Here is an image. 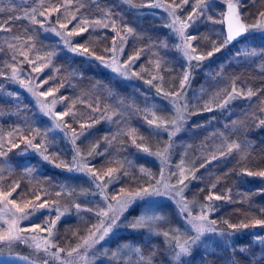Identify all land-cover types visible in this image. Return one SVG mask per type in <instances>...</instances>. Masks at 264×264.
Instances as JSON below:
<instances>
[{"label":"trees","instance_id":"trees-1","mask_svg":"<svg viewBox=\"0 0 264 264\" xmlns=\"http://www.w3.org/2000/svg\"><path fill=\"white\" fill-rule=\"evenodd\" d=\"M138 1L141 0H134L135 3H138ZM9 2V6L5 7L8 11L0 12V23L7 21L10 15L22 16V11L27 10L26 8L32 5L38 7V10H42V0H25L23 2L9 0ZM65 2L66 0H43V7H55ZM192 3L188 5L189 9L192 8ZM244 5L243 12L246 21H249V19L254 20L261 11H264V0H244ZM109 9L112 10L113 19L117 20V31L123 32L121 21L117 17L118 13L123 14V20L135 29L136 34L127 37L128 39L121 56L123 61L137 47L144 46L150 39H154V43L158 45L165 36V29L160 24L162 20L159 17L140 16L126 8L119 0H72V3L68 7L69 12L73 11L79 17H87L90 22ZM58 15L55 13L54 19L56 22ZM135 20L136 23H133ZM59 22L67 23L64 15H60ZM75 24L76 21L69 24V30ZM5 26L11 30L3 31L4 34L11 35L13 39L15 37L22 38L21 40L14 39L16 44L22 42V40L27 41L29 36L33 37L28 43L34 45L32 50L43 57L45 59L44 61L48 60V53H55L51 57V62L42 73L40 80H47V83L42 86L43 90L44 88L46 90L57 88V94L62 96L64 106L71 108L74 115L66 117V120L69 121L72 128L78 130L80 129L81 123L85 125L93 123V118H96L95 115H97L98 110H101V115H108L107 109H109V106L112 107L111 111H113V116L110 123L108 119L98 120V122L94 123L95 127L93 131L86 132L78 140L83 155L87 156L88 151L96 146V142H98L96 151L104 153V155H93L89 157L88 161L90 165L98 172H101L99 170H103L104 168H115L119 165L115 157L121 153H127L129 161L134 162L132 165H127L126 167L129 176H124L123 173L119 174L120 179L112 183V186L125 184L126 186L134 185L135 187H139L147 184L146 182L149 181L148 177L141 174L134 164L142 163L144 166H150L154 170L157 166L153 161L157 157L138 150L136 146L130 143L131 137L128 134L129 129L126 126L136 130L135 136L137 137V143L148 147L151 152L162 149L168 141V136L165 132H160L159 135H156L153 129H150L147 124L142 123V117L140 116L141 108L138 105L142 101L140 94L138 95V88L135 85L137 82L130 80V78H117L109 69L100 65L99 61L87 60L81 56L63 51L58 52V46L55 40L43 35L40 27L38 25H32L27 19H15ZM203 32V27H200L193 34L198 35ZM115 33L116 31H113L111 27L90 28L88 32L81 36L74 37V42L85 44L90 51H95L97 55H105L107 59L109 56L105 54L104 50L111 48ZM215 37L217 36L211 35L210 39L204 42L199 50L206 53L211 48L210 40ZM236 44L230 45L228 49ZM18 53V50L12 49L11 51L7 45H1L0 69L6 72L11 68V65L17 64L16 60L18 58L14 61L12 54L16 58L19 56ZM216 58L212 59L210 64ZM261 60L263 62H261L260 67L256 62L253 64L247 62L233 63L230 61L232 64L229 62L223 64L224 75L228 81L234 80L238 84L246 85L253 91L260 90L257 94L259 99L254 101L255 107L250 106V102L235 105L236 108L244 106L245 115H227L224 116L222 121L219 120V117L214 121L209 120V113H202V109L197 113L192 110V107L189 108V113L182 124V130L173 138V140H181L183 146L188 145V148L183 149V146H180L178 149L171 147L170 150V157L173 154L172 159L175 155L176 159L184 155L188 159L190 158L192 166L198 169V171H195V179L189 180L191 185L189 190L186 191L187 193L191 194L190 191L192 190L191 192H196V196L202 194L201 197L204 198L206 193L209 192L207 180L213 176L217 179L216 188L212 189L213 192L222 194V190L220 189H231L229 195L231 196L232 202H228L227 200L223 201L219 210L215 211L212 215V218L223 226V228L227 227L223 223L224 220H228L231 223H238L241 220L251 219L252 217L264 219V214L261 212L264 209V191H262L264 190V180L262 178L248 177L240 174L241 169L245 167L251 171L264 170V128L258 127L250 130V127L255 125L254 123L259 120L262 112L260 104L263 103L261 96L264 95L263 57H261ZM140 61H143V59H140ZM176 70L172 68L169 72H166L168 80L177 81L179 74L175 72ZM192 75L193 79L191 80L190 87L186 89L187 99L199 87L203 80L200 69L195 70ZM133 91L135 95H133ZM152 92L154 96H151V98L154 100V107L157 112L162 113V116L166 118H172L174 115L172 106L163 100L161 96H158L156 90L152 89ZM105 106L107 107V109L105 108L106 112L102 109ZM12 107L13 101L0 97V110H2V113H6ZM93 109H96V111H93ZM254 110L257 115H249ZM89 112H91L92 116H85L90 115ZM121 121L126 122L123 129L118 128ZM199 122L203 123L200 124ZM206 123L208 124L206 125ZM42 127V125H36L32 128H39L41 132H44ZM22 128L24 132L17 134L14 138L17 143L20 140V135H27L29 138L35 135V132L28 131L29 127ZM2 130V132L0 130V136L3 137L4 146L11 147L7 143L9 139H12L8 136L9 131ZM7 136L8 138H6ZM113 136H115V139H113ZM105 137L108 139L106 140ZM109 141L111 142L109 143ZM233 141L240 145L239 150L233 149L232 153L226 158L210 162L204 168L199 167L204 158L208 157L210 151L214 150L215 145L220 144V149H225V145ZM35 142L41 143V138L38 136ZM47 143L49 144V154L52 152L59 153V149L60 151L65 150L64 152L66 153L69 152L68 149L70 148L68 143L64 140L62 143L61 140L59 141L50 133L48 134ZM104 143L108 144V148L102 151L101 147ZM121 148H124V150ZM8 155L12 161V166L0 172V177L3 178L0 183L3 184L4 191H9L10 185L13 182H19L20 187L17 189L19 195L13 193L12 198L16 199L17 203L21 206L29 201L34 203L36 200L33 193L39 195V191L42 188L49 187L54 182L58 186L56 187L57 189L61 187V184L65 188L72 189L70 193L61 192V195L57 197V199L70 205L71 208L75 202H85L87 199L84 198L89 196V194L85 193H91L93 190L91 182L87 177L77 172H68L64 168L54 169L43 167V169L38 170V172L35 171L32 175H26L25 167L27 166L24 160L27 156L16 155L14 149L9 151ZM112 155H114L113 158ZM193 155L194 157H192ZM31 156L28 155L27 158L33 160ZM241 157L246 158L242 159ZM123 160L128 161V158H124ZM207 173L210 174L205 176ZM43 200H47L46 196H41V201L37 202H42ZM80 213L78 214L75 209H70L69 213L57 224L56 237L60 242L62 240L65 244L71 241L76 242L78 240V232L81 230L85 231L84 228L88 224L89 217L87 214V216H82ZM175 213L176 209L172 201L166 197H156L145 202L144 200L136 201L130 207L129 211L124 214L125 221L123 226H121L122 230L115 232V235L110 236L106 241L96 246L98 252L94 257V264H105L104 256L101 255L103 252H100L101 246L109 251L106 257L113 264H138L139 255L132 251L136 247L141 249L144 256H149L155 251L156 254L153 258L154 264H170L174 251V242L172 247H169L165 243L162 235H155L152 230H150L151 232L145 229L132 230L127 225L130 221L141 215H159L165 217L167 224L162 220L159 225L156 224L157 226L154 231L162 233L169 229H177V225L174 222L176 218ZM32 222L41 223L39 220ZM74 232L77 235L74 236ZM256 234H259V236L264 234V228L258 227L255 232L247 231L243 234L235 235L231 241L232 246L230 250H227V248L220 250L219 248L213 247L204 253L194 251L191 256L182 257V261H191V264H231L233 260H236L238 264H250V262L251 264H264V258H261L264 256V248L259 246L254 247L252 243L253 239L251 236H256ZM128 245L131 246L130 251L127 254H123L124 248L126 249ZM240 245L247 246L250 252L247 255H242L238 251L233 254L232 249ZM0 247H3V252L0 254L18 253L31 256L37 260H41L42 258L39 255H34V252H29L30 250L24 244H14L11 250L6 246ZM114 251H119V256L123 254L121 255L122 258L119 256L116 259H112L111 256L109 257Z\"/></svg>","mask_w":264,"mask_h":264},{"label":"snow or ice","instance_id":"snow-or-ice-1","mask_svg":"<svg viewBox=\"0 0 264 264\" xmlns=\"http://www.w3.org/2000/svg\"><path fill=\"white\" fill-rule=\"evenodd\" d=\"M122 2L129 6L130 9H159L164 8L167 11L169 17L171 18L169 23L163 25L168 28L175 37L178 38L179 43L174 45V47L182 54L184 59L183 73L181 74V79L179 82V87L176 91H164L161 87H157L153 81L157 79H162L158 77H153L150 80L145 81L147 84L156 87V92L158 96H161L163 100L167 101L168 104L172 106V111L174 115L172 118H166L164 116L157 115V110L153 106L152 108H146L144 110L145 123L150 129H153L156 135L160 132L167 133L168 141L162 149H158L155 152L149 151V148L137 143V137L135 136V129H130L128 134L131 137V142L138 150L155 156L159 159L161 163L160 179H157L155 183H151V180L147 181V186H140L138 189H129L121 187L119 192L109 196L107 191L108 186L115 181L120 179L119 173L122 171L124 176H129L126 169H123L121 165L120 169L109 168L107 172L103 175L98 174V171L94 169L88 158L93 155H104L96 151L95 146L90 149L87 156L81 153L80 147L77 141L81 136L85 134L88 128L92 127V124L85 126L84 123L80 124V131L77 133L76 129L71 127V124L65 117L74 115L71 108L62 111H56V105L63 102V98L57 99L53 97L51 100L48 99L52 96V89L41 90L42 85L47 83V80H43L42 83H38L39 76L29 75L27 79L21 78L22 69L11 65V73L6 78L13 83H18L19 86L30 93L31 97L34 98L35 106L38 112L42 114V118H47L51 122V126L47 128L44 132H41L39 128H32L29 126L28 131L35 132V135L29 136L20 135L19 143L15 141V136L24 132L23 128L17 127L13 131L9 132V139L7 143L11 145L7 151H4L3 137L0 136V157H5L8 151L12 148H20L21 144L24 145L23 153L27 154L28 150H32L33 153L37 154L43 161L52 163L55 159L54 154H49V144L47 143L48 134L50 132H59L63 134V137L68 140L72 145L73 157L71 163H65L61 161L55 164L57 168H64L68 172H77L87 175L95 186L96 191L93 193H85L91 195H99L103 202L104 207L97 208H82L81 204L74 203V208L79 214L80 212L93 213L97 219V223L91 225L88 228V234L81 238L82 242L76 244L71 249L59 247V243L56 240V226L61 221L63 217L68 213V208L61 209L56 206L55 203L49 204L47 200H43L38 204H33L32 202H26L23 206L17 203L16 199H13V193H17V189L20 187L19 182H13L10 185L9 191L3 190V184L0 183V224L4 225L0 227V246H6L11 250L14 244H24L28 247L34 249V252H43L45 259H43L42 264H50V261L58 262V264H94V258L88 255L89 250L94 249L96 245L101 244V242L106 241L110 236L115 235L117 229L122 225L121 218L124 214L129 211L130 207L137 201L142 200L145 197H169L175 200L178 212L181 216L186 214V225L190 226L191 231L194 235H188L187 232L180 233L179 229L173 228L167 231L155 232V225L165 217L159 215L145 216L141 215L134 220L130 221L127 225L132 230H139L144 228H149L153 231L155 235H162L164 237L165 243L172 247L174 242V251L171 256L170 264H191V261H182V257H189L193 253V247L201 240V238L206 233H219L221 236L234 237L241 230H246L248 228H264V219L252 217L251 219L241 220L238 223H231L228 220H224L223 223L227 225L230 231H224L223 229L218 230L215 225L217 223L214 219H209V212L217 210V205L214 201L227 200L232 202L230 195H218L212 191L216 188V183L210 186L209 194L205 197L206 203L200 205V212L198 215L193 216L190 208V203L185 199L184 192L188 188L186 181L189 177L195 179V171L198 169H192L186 167L183 158L179 165H177V172L170 173L171 176L177 177V183L171 184L168 179H165L164 166L168 164L170 159V150L173 144V137L177 135L182 130V124L189 113V103L187 99V87H190L191 80L193 79L192 73L202 66V62L211 58L215 53L221 52L223 49L228 48L234 43H240L242 40L246 39L253 31H259L264 33V11H261L254 23H245L244 17V0H197L195 4L192 5V11L187 15L185 19H181L178 12H183L185 6L190 4V0H181L180 3H176V0H172L170 4H163L161 0H141L139 3H135L134 0H122ZM218 2H222L226 5V11L219 13V19L214 18V14H210L212 9L216 6ZM72 3V0H66L62 5H57L55 7H43V0L41 4L42 10L36 8L31 9V11H26L22 16H9L7 21L0 23V31H10L9 27L5 25L9 24L15 19H27L32 25H39L44 28L45 22L52 16L53 13L59 14L57 16V23L59 27L45 28V31H50L59 37L63 45L67 50L75 55L81 56L87 60L99 61L100 65L110 69L112 73L120 77L130 78L136 75L133 70V65L137 59H139L141 51L138 50L136 55L130 56L127 61H121L117 53L123 54L125 37L120 36V32L117 31V20L112 17V10L106 11L101 18L92 20L91 22L87 17H79L76 14H67L68 7ZM82 6V5H81ZM61 8L64 12H61ZM8 11V9L0 7V12ZM14 11V9H13ZM79 11V9H77ZM64 15L67 23H60L59 17ZM38 17H44V20L38 19ZM118 19L121 21V28L125 35H133L135 29L130 27L126 21L123 20V14H117ZM203 18L204 21L212 24L224 25V30L215 33L218 40L211 41V51L198 52V45H194V41H197L198 36L188 32L198 20ZM76 21V24L69 30L68 25ZM96 27L109 28L117 32V36H120V46L117 47L116 40H113L111 48L105 49V54L109 56L106 59L105 55H97L95 51H90L85 44H80L79 42H74L73 37L81 36L82 34L89 31V29H95ZM14 39L21 40V37H15ZM33 37L29 36L27 41H23L24 47L31 50L34 45H30L28 42L31 41ZM207 39V37H205ZM10 48L16 50V45H9ZM162 47L167 48V43L164 42ZM264 51V50H262ZM20 54L24 56V60L29 64L33 65L31 71L34 73H41L44 70V66L51 62V57L55 53H48V60L42 66H34L40 57H36L35 60L30 59L26 52L20 51ZM258 53L255 49L241 51L237 49L236 56H256ZM15 61V56L12 57ZM22 63V62H21ZM159 62H157L156 67L159 68ZM4 75L0 72V76ZM3 86L0 85V88ZM249 89L246 93L243 91H238L235 81H233V86L231 92H228L225 99L220 102L217 107L225 108L232 100L238 99L241 96H245L247 99H251L258 92ZM8 96H14L16 100H19V96L14 93H8ZM204 110L211 112L213 107L210 102L205 103ZM96 111V109H93ZM106 111V110H105ZM2 114V110H0ZM107 119L111 120L112 117L108 116ZM98 122L96 118H93V123ZM264 126V119L259 120L257 127ZM41 138V143H36L37 137ZM107 140L108 138L105 137ZM115 139V136H113ZM143 139V138H140ZM111 141H109L110 143ZM226 152L220 151V155H212L211 160H217L226 155H230L233 149L239 150L240 145L235 141L225 145ZM245 159L246 157H241ZM211 160L205 161L200 167L204 168ZM3 169L0 168V172ZM34 169L30 166L25 167V174L32 175ZM140 172L146 176L152 177V173L147 169L141 167ZM241 175H246L248 177H259L264 179V170L251 171L247 167L241 169ZM227 175V173H225ZM107 177V179H105ZM0 177V181H2ZM65 186L61 185V192H64ZM203 191V189H201ZM231 189L228 190L230 193ZM264 191V190H262ZM61 192H57L56 196L59 197ZM19 195V193H17ZM35 195L36 201H41V196L33 193ZM44 209L46 211L55 210V218H49L43 220L42 223L31 222V218L36 212ZM264 214V209L261 210ZM21 221H30L27 226H21ZM41 233H46V236H42ZM177 233H179L177 235ZM77 235V233H73ZM253 246H259L264 248V238L256 234L253 240ZM55 249V251H53ZM178 249V250H175ZM135 253L139 255L138 264H154L153 258L155 256V251L149 256H144L139 247L132 249ZM233 254L237 251L242 255H247L250 249L247 246L240 245L232 249ZM3 252V247H0V253ZM64 254V255H62ZM107 255V250L103 253ZM119 256V251H114L111 253V258L116 259ZM261 258H264L262 256ZM18 259L29 261L30 264H37V261L30 260V257L18 256ZM231 264H238L236 260H233ZM251 264V262H250Z\"/></svg>","mask_w":264,"mask_h":264},{"label":"rangeland","instance_id":"rangeland-1","mask_svg":"<svg viewBox=\"0 0 264 264\" xmlns=\"http://www.w3.org/2000/svg\"><path fill=\"white\" fill-rule=\"evenodd\" d=\"M19 2H23L25 0H17ZM121 3L122 0H119ZM141 1H138V3ZM161 2L165 5L172 3V0H161ZM181 0H176V3H180ZM193 2L192 4H195L197 2V0H190V3ZM10 2L9 0H0V7H7L9 6ZM124 4V3H123ZM126 8L130 9L128 5L124 4ZM31 6V5H30ZM225 7V4H223L222 2H218L216 4V6L212 9V12L210 14H214V18L219 19V13L223 12ZM36 8L38 9V7H36L35 5H32L31 7L26 8L27 10H23L22 11V15L24 14V12L26 11H31V9ZM131 11H133V13H137L140 16L142 15H147L153 18H157L159 17L162 22L160 23L162 25V27L165 29L164 30V34L165 36L163 37L162 41H160V43L157 45L154 43V39H150L149 41H147V43L144 46H140L137 47L133 53H131L129 55L130 56H134L136 55L138 50H142L139 59H137L133 65V70L136 73V75L131 76L130 80H134L135 82H137L135 85L138 88V95L140 94L141 96V104L138 103L140 109V116L142 117V123H145V119H144V110L146 108H152L155 104H154V100H152L151 96H154V93L152 92L153 90H156V87H153L149 84H147L145 81L152 79L153 77H158V78H162V79H157L154 80L153 83L157 86V87H161L164 91H176L179 87V82L181 79V74L184 71V68L182 67V65L184 64V59L182 57V54L177 51V49L174 47V45H176L177 43H179V40L177 37H175L173 34H171L170 30L166 27H164L163 25H165L166 23H169L171 18L169 17L167 11H165L164 8H153V9H141V10H136V9H130ZM192 11V8L189 9L188 5L185 6L184 11L183 12H178V14L180 15L181 19H185L187 17V15ZM64 12V9H62V13ZM72 14H76L73 11L72 12H67L66 15H68L70 17V15ZM104 14V13H103ZM103 14H101L99 17H95V19L101 18L103 16ZM55 13L52 14V16L45 22V26L44 28L40 27L41 32L43 33V35H45L46 37H50L52 39L55 40L56 45L58 46L57 51H63V52H67L70 54H73L71 52H69L67 50V48L63 45V43L61 42L59 37H56L54 33L50 32V31H45V28H50V27H59V24L55 21L54 19ZM258 16V15H257ZM257 16L254 20H250L246 21L245 23L251 24L254 23L257 19ZM38 19L44 20V17H38ZM137 22H139L137 20ZM133 23H136V20L133 21ZM131 27V26H130ZM203 27L204 32L203 33H199L198 39L197 41H194V45H198L197 47V51L201 52V50H199V48H201L204 44V42H207L210 39L211 35H216L215 33L221 32L223 31V25L221 24H212L209 22H206L203 20V18H201L200 20H198L191 28L188 29L189 33L195 32L198 28ZM120 36H124L125 37V43L127 41V37L129 35H125L124 32H120ZM120 36H117V32L115 33V37L114 39L116 40L117 43V47L120 46ZM217 36V35H216ZM205 37H207V39H205ZM218 37L212 38L210 40V42L212 40H217ZM74 40V37H73ZM23 41L26 40H22V42H18L16 44V41H14V39L11 37V35H7L4 34L3 31H0V46L1 45H7L9 47V45H16V50L19 51V56L16 57V62L17 64H14L16 67L22 69L21 72V78L22 79H27V77L29 75L35 77V76H39V78L41 77L42 73L44 72V70L46 69V67L48 66L49 63H47L46 66H44V70L43 72L37 74L31 71V68L33 67V65H29L25 60H24V56L20 54V51H24L27 53L28 57L30 59L35 60L36 57H40V60L36 62V64L34 66H42L44 65L47 61H44L45 59L43 57H41L40 55H38L36 52H34L31 48V50H29L28 48L24 47ZM166 42L167 43V48L162 47V44ZM124 43V45H125ZM31 44V43H29ZM113 44V43H112ZM201 45V46H200ZM112 47V45H111ZM10 48V47H9ZM11 51L13 48H10ZM237 49H240L241 51L244 50H252L255 49L258 53V55L256 56H243L240 55L239 57L236 56V52ZM124 50V49H123ZM212 48H210L208 51H211ZM264 33H261L259 31H253V33L251 35H249L246 39H244L243 41H241L240 43H237L235 46H232V48L228 49L225 48L223 49L221 52L219 53H215L211 58L205 60L202 62V66L199 68L201 70L202 76H203V80L202 83H200L199 87L192 92V95L190 94L188 96V103H189V108L192 107V110L194 112H200V109L203 110L202 113H209L208 119L209 120H215L217 117H219V120L222 121L224 119V116L227 115H245V107H237L235 105H239L242 103H249L250 102V106L255 107L254 105V101H257L259 99V97L257 95H254L251 99H247L245 96H241L238 99L232 100L230 104H228L225 108L221 109L218 108L217 105L222 102L227 93L231 92L232 90V86H233V81H228L226 79L225 71H224V67L223 64L232 61L233 63L235 62H247V63H253L255 64L258 63V66L260 67L261 62H263L261 60V57H263L264 60ZM118 57L120 58V60L123 62V60L121 59V54L118 52L117 53ZM12 56H14V54H12ZM219 56V57H218ZM128 57V58H129ZM218 57V58H216ZM128 58L124 61H127ZM214 62L212 64H210V61L212 59H214ZM108 59V58H107ZM140 59H143V61H140ZM22 62V63H21ZM157 62H159V68L156 67ZM232 64V63H231ZM177 69L175 72H177V74H179V76L177 77V81H170L167 78V73L169 72L171 69ZM109 71H111L109 69ZM0 72H3L4 75L0 76V85H2L3 87L0 88V97H4L6 99H10L11 101H13V107L11 109H9L8 111H6V113H2L0 114V130L1 132L4 130H8L13 131V129L17 128V127H35L36 125H42L43 127V131H45L47 128H49L51 126V122L47 119V118H42V114H40L38 112L37 107L35 106V101L34 98L31 97L30 93H28L26 90L22 89L18 83H13L12 81L8 80L6 77L8 75H10L11 73V68L8 71H3L2 69H0ZM172 72V71H171ZM114 76H117L116 74L112 73ZM125 78V77H120L117 76V78ZM43 80L38 81V83H42ZM139 84V86H138ZM235 85L238 89V91H243L244 93H246L250 88L247 87L246 85L243 84H238L237 82H235ZM43 86V85H42ZM43 90V87L42 89ZM44 90L46 91V88H44ZM8 93H14L15 95L19 96V100H16L14 96H8ZM137 93V92H136ZM133 95H135V92L133 91ZM147 95V96H146ZM53 97L60 99L62 98L61 95L57 94V88L52 89V96H49L48 99L51 100ZM261 101L263 102L262 104H260V108L262 110L261 112V117L260 119H264V95L261 96ZM210 102L211 106L213 107V111L208 112L204 110V105L205 103ZM235 103V104H234ZM105 108L107 109V107H103V111H105ZM259 108V110H260ZM68 107H65L63 102L58 103L56 105V111H62V110H67ZM112 107L109 106L108 110V115H101V110H98V112L96 113L97 115L96 118L97 120H101V119H107L106 117L108 116H113V111H111ZM191 110V111H192ZM90 115H85V116H92L91 112H89ZM157 115L162 116V113H158ZM212 115V116H211ZM249 115H257L254 112H252ZM72 116V115H71ZM82 117H85L83 115H80ZM81 117V118H82ZM89 118V117H88ZM66 119V117H65ZM109 120V119H108ZM259 120L257 122H255L252 127H250V130L252 129H256L258 128L257 125L259 124ZM111 122V120H109V123ZM207 122V121H205ZM125 123L124 121H121L120 125L118 126L119 129H123L125 127ZM200 124H202L203 122H199ZM92 124V127L87 129V133L89 131H93L95 124L94 123H90ZM146 124V123H145ZM208 123H206L207 125ZM89 125V124H87ZM87 125H85L87 127ZM129 130V126H126ZM264 128V126H261ZM41 128V129H42ZM197 130V129H196ZM77 133H79L80 129L76 130ZM123 131V130H120ZM0 132V133H1ZM85 132V133H86ZM50 134L54 135L59 141L61 140L63 143V140L65 142L68 143V146L70 149L68 153L64 152L65 150H61L59 149V153L57 152H52L51 154L55 155V159L52 160V163H48L43 161L37 154L33 153L32 150H28L27 154L23 153V149H24V145L21 144L20 148H12L14 149V153L16 155H25L28 157V155H32L31 158H25L24 163H26V166H30L34 169L33 173H35V171L38 172V170L43 169V167H48V168H54L56 169L57 167H55V164L60 163L61 161L65 162V163H71L72 161V157H73V151H72V145L68 142L67 139H65L63 137V134L57 132H50ZM9 136V135H8ZM8 136L6 138H8ZM174 138V137H173ZM19 143V142H18ZM122 143V142H121ZM130 143L131 139H130ZM77 144L79 146L80 142L77 141ZM98 142H96V146H97ZM180 146H183L181 140H173V144L172 147L178 149ZM222 146V145H221ZM9 148H11L10 146H4V151H7ZM108 148V144L104 143V145L101 147L102 151H105ZM187 149L188 145H184L183 149ZM220 144L215 145L214 146V150L210 151V153L208 154V157H205L203 163H205V161L211 160L212 155H220V151H227L226 148L225 149H220ZM122 150H124V148H121ZM9 152V151H8ZM126 156V157H125ZM173 154L171 155L168 164L164 166V172H165V179H168V182L171 184H176L177 183V177L176 176H171V178L169 179L170 173L172 172H177V165L180 164L181 159L183 158L184 160V164L186 167H190L192 169L195 170V168L192 166V161H190V158L188 159L186 156H179L176 159V155L175 157H173ZM228 155H226L225 157H221L220 159H224L226 158ZM114 157V155H112V158ZM194 157V155L192 156ZM10 156L7 154V156L5 157H0V168L2 169H8L12 166V161L11 159H9ZM124 158H128V161H124ZM199 158V157H198ZM115 159L118 161V164L114 169H120L121 165H123V169H126L127 165H132V163H134L133 161H129V156H127V153H121L119 156H116ZM219 160V159H217ZM217 160H211V162L213 161H217ZM130 162V163H129ZM156 164V168L153 170L150 166H144L142 163H137L134 164L136 169L140 172V168L143 167L145 169H147L148 171H150L152 173V177L150 178L148 177L149 180H151V183H155V181L157 179H160V170H161V163L159 161L158 158H155V160L153 161ZM200 164V165H201ZM110 167V166H107ZM113 167V166H112ZM200 167V166H199ZM109 168H104L103 170H99L101 172H98V174L103 175L105 172H107ZM241 172V171H240ZM123 173L122 171L119 173L121 174ZM141 173V172H140ZM81 174V173H80ZM143 174V173H141ZM210 173H207L205 176H207ZM83 176L87 177L88 180L91 182V185L93 187V190L91 193L95 192V186L92 183V180L87 176L82 174ZM120 176V175H119ZM254 178H259V177H254ZM105 179H107V177H105ZM193 178L189 177V179L186 181V183L188 184V188L185 189L184 192V197L187 201L189 202H193L190 203V208L192 211V215H198L200 212V205L206 203L205 201V197L209 194V192L206 193V196L204 198L201 197L202 194H198V196H196V192H191V194L187 193L186 191L189 190L191 183L189 182V180H192ZM216 177H210L208 181V189H210V186L213 183H216ZM264 180V179H263ZM59 182V181H58ZM65 183V182H64ZM63 185V184H61ZM143 186H147V184L143 185ZM56 187H58L56 185V183L54 182V184H51L49 187L46 186L45 188H42L39 191V195L40 196H46L47 201L49 204H53L55 203L56 206L60 207L61 209L63 208H68L69 211L70 209H75L74 208V203L72 204V208L70 205L64 203V201L57 199L56 193L57 192H61V187H59V189H57ZM121 187H125V188H129V189H138L139 187H135L134 185L132 186H126L125 184H120L118 186H112V184H110L108 186V193L109 196L111 197V195L116 194L119 192V189ZM72 189L66 187L64 192L66 193H70ZM222 190V194H218V192L216 194L218 195H229V192L227 190V188L224 189H220ZM49 198V199H48ZM153 198L156 197H145L144 202L148 201V200H152ZM169 198V197H166ZM87 199L85 202H77L79 204H81L82 208H97V207H104V202L102 200V198L99 195H91L89 194V196H87ZM170 199V198H169ZM176 209V218H175V224L177 225V229L180 230V233H184L187 232L188 235H194L195 233L191 231L190 226L186 225V214L185 216H181L178 212L177 206L175 204V200L170 199ZM139 201V200H137ZM223 201L225 200H220V201H214V204L217 205V210H219L220 205L223 203ZM40 202L35 201L33 204H38ZM76 203V202H75ZM68 211V213H69ZM76 211V209H75ZM67 213V214H68ZM84 213V214H83ZM215 213V211L213 212H209V219H213L212 215ZM83 215H88V224L85 225V231L81 230L80 232H78V240L76 242L71 241L67 244H65L62 240V242L59 241V239L56 237V240L59 243V247L61 248H66V249H71L72 247H74L76 244L81 243L82 240L81 238L86 236L88 234L87 230L89 227H91V225L97 223V219L94 216L93 213H88V212H83L80 213ZM55 210L53 209L52 211H46L44 209H41L40 211L36 212L35 215L31 218V222L32 221H36L39 220L41 223L43 222V220L49 218V216L51 218H55ZM86 215V216H87ZM147 216V215H145ZM122 221V225L125 221V218L122 217L121 218ZM161 221H159L157 223V225L160 224ZM165 224L166 223V219L164 220ZM30 223V221H21V226H27ZM164 224V225H165ZM154 227V229H156V226ZM4 225L0 224V227H3ZM215 227L218 230L223 229L224 231H230L227 227L223 228V226H221L219 223H216ZM146 231H150L149 228H144ZM257 228L253 229V228H248L246 230H241L237 235H239L240 233L243 234L244 232L247 231H252L255 232ZM122 230V227H120L119 229L116 230V232ZM151 232V231H150ZM179 233H177L178 235ZM42 236H46V233H41ZM260 237L264 238V234L260 235ZM251 238L254 240L255 236H251ZM233 240V237H225V236H221L219 235V233H206L201 240L197 243V245H195L193 247V252L194 251H198L199 253L202 252H206L208 250H210L213 247L219 248L220 250H224L225 248H227V250H230L231 248V241ZM99 245V244H98ZM27 246V245H25ZM97 246V245H96ZM96 246L94 249L89 250L88 255L90 257H95L96 253L98 252L96 249ZM27 248L30 250L29 252H34V249L30 248L27 246ZM131 249V246L128 245L126 246V249L124 248L123 254H127ZM105 250L104 247L101 246L100 248V252L104 253ZM117 250V249H116ZM178 250V249H175ZM53 251H55V249H53ZM122 251V248H121ZM101 254L102 256H104L103 258L105 259V264H113L111 262H109V260H107V255L109 254V251L107 250V255ZM32 254V253H31ZM121 254V255H123ZM34 255H39L41 260H37V259H33V257L28 256V255H24V254H18V253H11V254H0V264H30L29 261H25V260H21L18 259V256H25V257H30V260H35L37 261V264H42L43 259H45V255L44 253L41 252H34ZM64 255V254H62ZM121 255L119 257H121ZM111 255H109L110 257ZM122 258V257H121ZM50 264H58V262L55 261H50Z\"/></svg>","mask_w":264,"mask_h":264},{"label":"water","instance_id":"water-1","mask_svg":"<svg viewBox=\"0 0 264 264\" xmlns=\"http://www.w3.org/2000/svg\"><path fill=\"white\" fill-rule=\"evenodd\" d=\"M226 11V5H225V7H224V10H223V12H225ZM223 29H224V25H223Z\"/></svg>","mask_w":264,"mask_h":264}]
</instances>
